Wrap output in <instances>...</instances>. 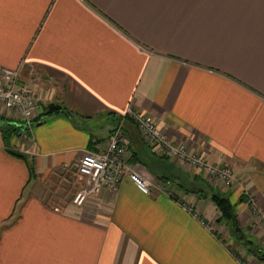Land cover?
Returning <instances> with one entry per match:
<instances>
[{"label": "crops", "instance_id": "1", "mask_svg": "<svg viewBox=\"0 0 264 264\" xmlns=\"http://www.w3.org/2000/svg\"><path fill=\"white\" fill-rule=\"evenodd\" d=\"M1 68L34 89L40 122L24 148L0 130V264H242L194 184L227 197L264 249V0H0ZM130 109L230 166L235 183L157 156L129 120L130 164L177 199L127 179L82 207L50 204L43 184L104 149ZM0 115L22 124L2 105Z\"/></svg>", "mask_w": 264, "mask_h": 264}, {"label": "built area", "instance_id": "2", "mask_svg": "<svg viewBox=\"0 0 264 264\" xmlns=\"http://www.w3.org/2000/svg\"><path fill=\"white\" fill-rule=\"evenodd\" d=\"M0 105L8 111L16 113L21 118L23 121L21 125L24 126L21 131L24 139H27L26 144L29 143L30 135L28 133L35 126L36 115L40 106L34 89L28 84L20 83L19 70L0 69ZM129 120L135 123L143 140L157 156L177 161L189 169H195L212 180L222 182L228 188L235 183L236 178L230 166L212 164L206 157L192 152L186 144L171 141L153 116L130 109L124 116L119 118L118 124L104 149L99 152H84L79 158L78 175L83 185L73 197L72 202L74 205L84 206L89 199L104 189L117 192L127 179L143 194L151 195L154 190L159 188L169 196L177 199L180 193L171 182H164L157 186V183L141 174L130 164L132 141L125 131V123ZM25 151L31 153L30 148ZM182 204L209 231H214V227L202 219L194 211L192 205ZM242 264H253V262H243Z\"/></svg>", "mask_w": 264, "mask_h": 264}, {"label": "rangeland", "instance_id": "3", "mask_svg": "<svg viewBox=\"0 0 264 264\" xmlns=\"http://www.w3.org/2000/svg\"><path fill=\"white\" fill-rule=\"evenodd\" d=\"M20 122L23 123L22 120ZM17 138H18V141H20V143L22 144V148H24V146H26L27 139H24L23 132L21 130L17 132ZM192 170L196 171L195 169H192ZM62 172H65V174L63 175L55 174L54 176L52 175V178L46 181L45 184H43V194L45 195L49 203L53 205H62L64 203L63 201H65L66 199H69V200L71 198L73 199L76 192L83 185V182L78 175V167L77 169L73 168L67 171H62ZM219 183L223 187L228 188L222 182H219ZM204 187L205 186H203V188ZM203 188L201 186L197 187V184L196 185L194 184V187H192V189L196 191L203 189ZM204 194L207 196L211 195L208 189L204 191ZM221 223L225 224L224 222H221ZM226 228H227V232L223 230V233L221 235H223V237L226 239V243L228 244L227 246L232 250L235 257L241 263L243 262L249 263L252 261L253 264H259V262H257L256 259H254L255 257L251 255L246 250L245 247H243L242 245H239L238 242L230 236L227 225H226ZM244 233L249 236L248 230L244 231Z\"/></svg>", "mask_w": 264, "mask_h": 264}, {"label": "trees", "instance_id": "4", "mask_svg": "<svg viewBox=\"0 0 264 264\" xmlns=\"http://www.w3.org/2000/svg\"><path fill=\"white\" fill-rule=\"evenodd\" d=\"M59 112H65L68 115H71L68 111L61 109L60 107H52L48 114H54ZM40 121H36L35 125ZM0 130L4 134H13L20 131L11 121L7 120L5 117L0 115ZM17 156L23 157L22 154L14 152ZM206 189L211 193L210 196L202 194V197H210L211 201L214 202L216 207L219 210L220 217L218 222H224L229 230L230 236L238 242L239 245H242L246 250L253 255L257 260L264 263V249H262L258 244H256L247 234L244 233V230L240 226L238 215L236 213L235 206L231 201L222 195L220 192L216 191L214 188H203L198 192H204ZM192 192H196L193 190Z\"/></svg>", "mask_w": 264, "mask_h": 264}, {"label": "water", "instance_id": "5", "mask_svg": "<svg viewBox=\"0 0 264 264\" xmlns=\"http://www.w3.org/2000/svg\"><path fill=\"white\" fill-rule=\"evenodd\" d=\"M19 129H20V130H23V129H24V126H23V125H21V126L19 127Z\"/></svg>", "mask_w": 264, "mask_h": 264}]
</instances>
